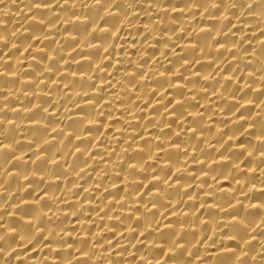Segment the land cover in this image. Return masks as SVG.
Instances as JSON below:
<instances>
[{
  "label": "bare ground",
  "instance_id": "bare-ground-1",
  "mask_svg": "<svg viewBox=\"0 0 264 264\" xmlns=\"http://www.w3.org/2000/svg\"><path fill=\"white\" fill-rule=\"evenodd\" d=\"M0 264H264V0H0Z\"/></svg>",
  "mask_w": 264,
  "mask_h": 264
}]
</instances>
